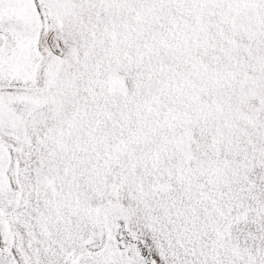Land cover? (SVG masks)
<instances>
[{"label":"snow or ice","instance_id":"snow-or-ice-1","mask_svg":"<svg viewBox=\"0 0 264 264\" xmlns=\"http://www.w3.org/2000/svg\"><path fill=\"white\" fill-rule=\"evenodd\" d=\"M0 264H264V0H0Z\"/></svg>","mask_w":264,"mask_h":264}]
</instances>
